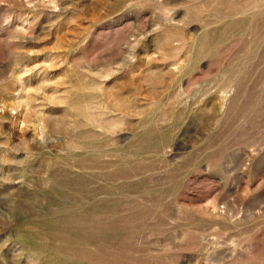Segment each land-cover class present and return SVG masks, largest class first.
Wrapping results in <instances>:
<instances>
[{"label": "rangeland", "instance_id": "rangeland-1", "mask_svg": "<svg viewBox=\"0 0 264 264\" xmlns=\"http://www.w3.org/2000/svg\"><path fill=\"white\" fill-rule=\"evenodd\" d=\"M0 264H264V0H0Z\"/></svg>", "mask_w": 264, "mask_h": 264}]
</instances>
